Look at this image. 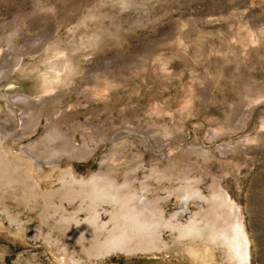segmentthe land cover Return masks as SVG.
<instances>
[{"label": "rangeland", "instance_id": "374dc122", "mask_svg": "<svg viewBox=\"0 0 264 264\" xmlns=\"http://www.w3.org/2000/svg\"><path fill=\"white\" fill-rule=\"evenodd\" d=\"M0 140V264H264V0H0Z\"/></svg>", "mask_w": 264, "mask_h": 264}, {"label": "bare ground", "instance_id": "6f19581e", "mask_svg": "<svg viewBox=\"0 0 264 264\" xmlns=\"http://www.w3.org/2000/svg\"><path fill=\"white\" fill-rule=\"evenodd\" d=\"M46 139H47V143H46L45 145H46V146H49L51 149H55L54 152L52 153L53 156H54L55 154H59V153H61V152L64 150V149L57 148V147L54 146V145L56 144V142L58 143V141H57V138H55V135H54L53 133H51ZM46 139H45V140H46ZM4 140H5V138H4ZM0 141H1V140H0ZM5 141H6V140H5ZM1 144H2V146H3V143H1ZM3 148H4V147H3ZM2 151H3V149H2ZM4 151H5V150H4ZM7 152H9V150H8ZM7 152H6V153H7ZM4 153H5V152H4ZM40 153H41V152H40ZM73 153H74V154L76 153V154L84 155V154H86V151H85V150H80V151H78V152L74 151ZM9 154H10V152H9ZM2 156H3V155H2ZM10 156H11V155H10ZM9 158H10V157H9ZM4 160H5V158H4ZM10 160H11V159H10ZM10 160H9V161H10ZM21 160H23V159H21ZM5 162H6V161H5ZM13 164H14V163H13ZM12 166H13V165H12ZM16 167H17V166H16ZM9 171H10V170H9ZM30 171H31V170H30ZM3 176H4V175H3ZM31 177H32V176H31ZM93 177H94V176H93ZM62 178H63V176H62ZM65 178H66V176H65ZM95 178H96V177H95ZM95 178H94V179H95ZM97 178H98V177H97ZM66 179H67V178H66ZM103 179H104V178L102 177L101 180H103ZM64 180H65V179H64ZM91 180H92V179H91ZM91 180H90V181H91ZM26 181H27V180H26ZM81 181H82V180H81ZM95 181H96V180H95ZM97 181H98V180H97ZM105 181H107V179H106ZM109 181H110V180H109ZM109 181H108V182H109ZM68 182H69V181H68ZM70 182H71V184H72V181H70ZM99 182H100V181H98V184H99ZM27 183H28V182H27ZM27 183H26V184H27ZM30 183H32V182H30ZM79 183H81V182L79 181ZM89 183H90V182H89ZM100 183H101V182H100ZM103 183H104V182H103ZM110 183H111V182H110ZM112 183H113V181H112ZM85 184H86V183H85ZM95 184H96V183H95ZM106 184H107V183H106ZM106 184H105V185H106ZM115 184H116V183H115ZM78 185H79V184H78ZM80 185H81V184H80ZM86 185H88V184H86ZM89 185H91V184H89ZM105 185H103V186H105ZM117 185H118V184H117ZM91 186H92V185H91ZM97 186H99V185H96V188H97ZM107 186H108V185H107ZM113 186H114V185H113ZM115 186H116V185H115ZM73 187H74V186L72 185V188H73ZM81 187H82V185H81ZM81 187H80V189H81ZM84 187H85V185H84ZM92 187H95V185H93ZM108 187H110V186H108ZM78 190H79V189H78ZM93 190H95V188H94ZM95 191H96V190H95ZM116 192H117V191H116ZM122 194H123V193H122ZM80 195H81V194H80ZM82 195H83V194H82ZM114 197H115V196H114ZM128 198H129V197H128ZM109 199H110V198H109ZM120 199H121V197H120ZM134 199H135V198H134ZM89 200H90V199H89ZM121 200H122V199H121ZM136 200H137V199H136ZM136 200H135V201H136ZM110 201H111V200H110ZM128 201H129V200H128ZM131 201H132V200H130V202H128V203L130 204ZM96 202H97V201H96ZM111 202H112V201H111ZM124 202H125V201H123L122 203H124ZM126 202H127V201H126ZM133 203H134V202H133ZM135 204H137V203H135ZM135 204H134V205H135ZM113 205H115V204L113 203ZM118 205H119V204H118ZM118 205H117V206H118ZM137 205H138V204H137ZM130 206H133V204H130ZM153 206L155 207V205H153ZM153 206H152L151 208H153ZM135 207H137V206H135ZM138 207H139V206H138ZM140 207H141V206H140ZM140 207H139V208H140ZM141 208H142V207H141ZM141 208H140V209H141ZM149 208H150V207H149ZM116 210H117V209H116ZM154 210H155V208H154ZM118 211H119V208H118ZM139 211H140V210H139ZM142 211H143V210H142ZM155 212H157V211L155 210L154 213H155ZM116 213H118V212H116ZM140 213H141V212H140ZM140 213H139V214H140ZM152 213H153V212H152ZM154 213H153V215H154ZM145 214H146V213H145ZM145 214H144V215H145ZM158 214H159V213H158ZM154 216H156V215H154ZM159 216H160V215H159ZM159 216H157V219H158ZM116 217H118V216H116ZM121 217H122V216H121ZM137 217H138V216H137ZM146 217H147V216H146ZM116 219H117V218H116ZM125 219H127V217H126ZM134 219H135V218H134ZM142 219H143V218H142ZM144 219H146V218L144 217ZM160 219H161V217H160ZM136 220H138V221H142V220H140L139 218H138V219L136 218ZM129 221H130V220H129ZM138 221H136V222H138ZM152 221H153V220H152ZM155 221H156V219H155ZM146 222H147V223H146L147 226H148V225H149V226H152V225L149 224L150 221H149V223H148V220H147ZM158 222H159V221H158ZM123 223H124V222H123ZM131 223H132V222H131ZM131 223H130V224H131ZM142 223H143V222H142ZM152 223H153V222H152ZM120 224H121V223H120ZM124 224H126V223H124ZM130 224H129V225H130ZM140 224H141V223H140ZM146 224H144L143 226L146 227ZM131 225H132V224H131ZM159 225H160V223H159ZM153 226H155V225L153 224ZM153 226H152V228H153ZM193 226H195V224H193ZM193 226H192V227H193ZM129 227H131V226H129ZM144 227H143V228H144ZM158 227H159V226H158ZM190 227H191V225H190ZM190 227L188 226V228H190ZM125 228H126V227H125ZM127 228H128V226H127ZM136 228H137V226H136ZM154 228H155V227H154ZM154 228H153V229H154ZM139 229H140V228H139ZM141 229H142V228H141ZM141 229H140V232L142 233V231L145 230V228L142 229V230H141ZM146 229H147V228H146ZM153 229H152V230H153ZM156 229H157V228H156ZM156 229H155V232H157ZM193 229H194V227H193ZM129 230H131V229H129ZM152 230L150 231L151 233H152ZM157 230H158V229H157ZM197 230H199V229L197 228ZM133 231H134V230H133ZM186 231H187V230H186ZM128 232H131V231H128ZM138 232H139V230H138ZM191 232H192V230H191ZM191 232H190V233H191ZM134 233H135V232H134ZM148 233H149V232H148ZM157 233H158V232H157ZM197 233H198V232H197ZM137 234H138V233H137ZM139 234H140V233H139ZM139 234H138V235H139ZM144 234H145V233H144ZM146 234H147V233H146ZM146 234H145V235H146ZM127 235H128V234H127ZM129 235L131 236V234H129ZM135 235H136V234H135ZM150 235H151V234H150ZM182 235H183V234H182ZM152 236H153L152 238H154L156 235L154 236V234H153ZM157 236H158V235H157ZM135 237H136V236H134V237L131 236V238H135ZM144 237H145V236H144ZM125 238H126V237H125ZM128 238H129V237H128ZM131 238H129V239H131ZM148 238H149V237H148ZM152 238H151V239H152ZM120 239H121V238H120ZM144 239H145V238H144ZM156 239H157V238H156ZM156 239L154 238V240H156ZM133 240H134V239H133ZM135 240H136V238H135ZM137 240H138V239H137ZM145 240H147V239H145ZM130 242L133 243V241H130ZM147 242H148V241H147ZM153 242H155V241H153ZM153 244H154V243H153ZM141 245H144V244H141ZM149 246H150V244H149ZM151 246H152V245H151ZM146 247H147V246H146ZM150 248H151V247H150ZM144 249H145V248H144Z\"/></svg>", "mask_w": 264, "mask_h": 264}]
</instances>
